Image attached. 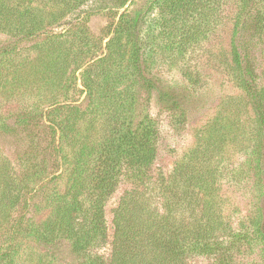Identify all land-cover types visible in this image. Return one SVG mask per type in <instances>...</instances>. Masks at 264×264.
I'll return each mask as SVG.
<instances>
[{"label":"trees","instance_id":"1","mask_svg":"<svg viewBox=\"0 0 264 264\" xmlns=\"http://www.w3.org/2000/svg\"><path fill=\"white\" fill-rule=\"evenodd\" d=\"M25 1L0 0V32L25 35L28 39L34 35H53L48 29L67 15L61 11L54 21L51 15L52 19L45 22L31 14L32 7H24V3H29ZM70 1L76 2L73 7ZM70 1L59 3L67 11H75L85 2ZM167 1L173 16L208 2ZM212 2L217 24L224 17L222 6L227 3L232 12L229 59L224 65L246 100V128L234 117L237 104L226 103L214 121L196 131L194 146L175 163L170 174L155 177L151 170L157 155L158 129L147 115L131 113L140 105L137 93L129 95L123 89L112 95L113 101H117L113 104L115 114L102 121L103 133L98 137L88 128L91 122L81 129L77 127L80 120L77 117L72 122L66 117L54 118L53 131L59 141L75 148L67 163V187L64 192L49 196V218L28 224L22 231L27 238L45 246L65 240L75 253L86 256L83 264H192L197 257H206L211 264H233L235 252L242 247L251 250L257 247L264 252V0ZM134 32L129 66L137 92L154 95L158 105L177 113L178 124H183L185 96L161 87L143 74L135 26ZM59 36L53 35V39ZM53 52L64 54L63 59L70 55L69 48H53ZM49 62L42 68L48 65V72L53 74L58 61ZM84 87L87 91L91 89L86 84ZM28 118L23 116L21 122L28 125ZM97 119L93 118V124ZM239 133L245 136V142L235 148L243 153L244 159L239 168L227 169L223 165V145L228 136ZM57 152L63 151L58 148ZM20 166L21 177L8 165H0V238L7 231L13 235L15 210L32 180L43 173L36 164ZM223 175L238 178L237 182L243 177L253 196L249 214L237 230L232 229L223 213L226 203L221 193ZM121 177L130 180L132 188L124 192L113 211L111 251L105 258L93 254L92 249L105 244L104 204ZM4 242L0 246V264H19L16 244L10 239ZM36 264L44 263L40 260Z\"/></svg>","mask_w":264,"mask_h":264},{"label":"rangeland","instance_id":"2","mask_svg":"<svg viewBox=\"0 0 264 264\" xmlns=\"http://www.w3.org/2000/svg\"><path fill=\"white\" fill-rule=\"evenodd\" d=\"M26 1L29 3H24V7H32L31 14L39 20L47 22L53 15L54 21L61 11L67 15L48 29L49 33L60 35L58 38L34 35L28 39L25 35L0 32V165H8L19 177L23 164H36L43 170L29 184L15 210L13 235L7 231L0 238V246L5 240L13 241L19 264H36L40 260L44 264H83L86 256L75 253L69 242L59 240L45 246L22 233L28 224L49 218V196L64 192L67 187L68 162L75 148L59 141L53 131V119L66 117L72 122L77 117V127L81 129L91 122L88 128L98 137L103 133L102 121L115 114L113 104L117 101L112 95L123 89L129 95L137 93L140 105L131 113L147 115L158 129L151 174L168 176L175 163L194 146L196 131L214 121L226 103L237 104L235 119L245 128L248 125L246 100L224 65L229 59L232 12L227 3L222 6L224 17L217 24L212 0L174 16L167 0H85L75 11H67L60 0ZM75 3L69 2L71 7ZM134 26L139 35L143 74L161 87L185 96L183 124H178L177 113L161 108L154 95L137 92L129 66L131 43L136 36ZM53 48H69L70 55L63 59L64 54L54 53ZM54 59L58 63L50 74L48 65L42 66ZM84 84L90 86V91ZM23 116L29 117L28 125L21 122ZM93 118H98L94 124ZM244 142L245 136L240 133L227 137L223 145V165L227 169L242 164L243 153L235 147ZM58 148L62 149L61 154ZM232 177L223 175L221 193L226 199L223 213L232 229L237 230L249 214L253 196L243 177L238 182ZM131 188V181L121 177L107 198L103 209L107 237L103 246L92 249L93 254L108 258L113 211ZM192 264L211 262L197 257ZM233 264H264V252L257 247H242L235 252Z\"/></svg>","mask_w":264,"mask_h":264}]
</instances>
